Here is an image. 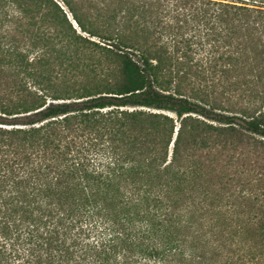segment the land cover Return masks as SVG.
<instances>
[{
  "label": "trees",
  "instance_id": "trees-1",
  "mask_svg": "<svg viewBox=\"0 0 264 264\" xmlns=\"http://www.w3.org/2000/svg\"><path fill=\"white\" fill-rule=\"evenodd\" d=\"M0 264H264V0H0Z\"/></svg>",
  "mask_w": 264,
  "mask_h": 264
}]
</instances>
